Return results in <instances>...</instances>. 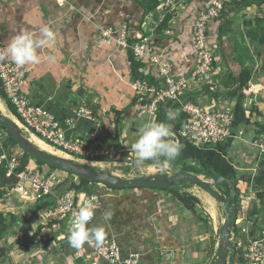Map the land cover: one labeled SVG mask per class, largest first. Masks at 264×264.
<instances>
[{
  "label": "crops",
  "instance_id": "crops-1",
  "mask_svg": "<svg viewBox=\"0 0 264 264\" xmlns=\"http://www.w3.org/2000/svg\"><path fill=\"white\" fill-rule=\"evenodd\" d=\"M149 1L0 2L2 37L6 46L21 30L36 36L40 35L39 30L43 26L54 31L55 39L40 53V63L26 65L29 71L24 90L33 104L55 114L65 127L68 138L94 134L104 142L127 147L137 139L145 121L153 120L145 107L146 96H141L133 88L135 79L129 50L115 43L100 46L103 29L129 24L131 36L147 38L152 46L163 51L173 64L175 76L190 75L198 62L192 45V22L195 19L192 5L204 2L208 5L211 0H159V5L143 17V4ZM167 15L170 16L167 26L158 31ZM256 17H264V4L253 3L227 16L231 20V29L222 41H217L219 45L213 50L216 56L213 74L207 82L193 85L192 90L182 97L184 101L205 109L217 106L230 108L236 116L239 130L244 131L243 135L236 134L225 143L210 147L198 148L182 142L179 156L168 167L199 168L204 162L214 173L230 180L238 179V187L245 199L237 222L236 238L239 241L235 243L242 248L246 246L247 238L258 241L263 246L261 254L264 260V199H258L255 185L248 183L251 174L264 160V154H260L254 145L255 136L264 125L263 56L256 53L257 43L252 34L255 24L251 23ZM213 31L216 33L215 29L211 30V35ZM149 63L146 62L144 68L151 67L152 72L156 71L149 67ZM241 64L252 71L249 88L230 98L231 91L237 86L233 78L241 70ZM84 100L92 108L96 121L77 116ZM0 104L11 110L2 89ZM141 112L145 114L143 118ZM172 114V120L176 119V114ZM71 119L74 120L72 124L69 123ZM169 125L172 128L173 122ZM124 161V155L119 154L114 160L90 162L111 170ZM37 166L30 163L28 169L35 171ZM68 177L63 176L66 180ZM183 191L200 199L197 213L174 200L167 191L123 189L105 192L100 188V192L106 195L102 197L100 206L92 208L95 211L90 224L103 230V240L115 239L123 256L140 252L144 264H202L208 252L205 239L213 228L217 199L199 188L186 187ZM1 201L0 211L6 215L24 214L25 217L0 240V247H10L8 254L0 257V264H63L76 251L71 247L66 251L59 250L52 244L64 232V220L56 215L49 216L43 212L34 215L26 211V206L34 202L18 200L21 204L13 205L12 201ZM253 204L262 210L261 216L248 215ZM107 212L112 213L110 220L104 218ZM244 227L250 230L248 237L241 232ZM33 236H38L43 242L39 247L24 244L25 239ZM239 254L244 260L243 250Z\"/></svg>",
  "mask_w": 264,
  "mask_h": 264
},
{
  "label": "built area",
  "instance_id": "built-area-1",
  "mask_svg": "<svg viewBox=\"0 0 264 264\" xmlns=\"http://www.w3.org/2000/svg\"><path fill=\"white\" fill-rule=\"evenodd\" d=\"M7 0H0L5 2ZM225 1L215 0L208 4L199 15L198 21L193 26L192 45L199 62L192 69L190 75L175 77L173 75V64L166 59L163 54L155 51L149 40L139 37L137 41L131 43V31L127 24L120 27H109L103 29L100 36V46L102 44L115 43L123 49H130L133 56L138 61L148 60L155 68L160 77V87L149 102L146 110L148 114L156 120L160 108L168 101L177 102L181 110L187 114L186 123L177 132H173V139L177 143L187 142L194 147H210L225 143L230 138L243 135V130L233 131L234 113L230 108L217 106L209 109L197 105L190 101H184L182 97L192 90L196 83H204L214 72L215 54L207 46V26L208 22L220 15ZM7 46L2 37V21L0 16V51ZM27 66L18 67L11 59L0 61V86L6 100L15 108L21 126L35 134L44 142L58 148L68 154L83 157L90 161L114 160L119 154H123L126 161H132L135 154L130 150V146L117 147L116 145L104 142L93 134H86L76 138H68L66 129L53 112L47 108L35 105L26 94L24 87L27 83ZM133 88L145 97L149 94V86L145 80L135 79ZM78 117L89 118L96 121L92 108L84 100L78 110ZM73 119L69 120L72 124ZM6 130L0 125V148H3ZM254 145L260 154H264V134L259 135L254 140ZM6 152L0 153V160H7ZM16 161L8 160L10 172L16 167ZM58 169L52 172L32 171L26 168L18 173V181L10 190V195L23 203L36 202L45 197L54 198V205L46 209L43 213L52 216L56 215L60 220H64L63 234L52 244L57 249H61L62 243L69 235L72 220L76 213L86 206L95 208L100 206L102 197L106 194L96 190L98 187L105 192L112 191L108 186L92 182L88 188H93V192L86 189L77 191L75 189L61 190L65 179L56 174ZM10 174V173H9ZM42 213V212H41ZM250 226V225H249ZM249 229L244 227L241 232L249 236ZM237 233L230 231L231 243L237 241ZM242 245V241L241 244ZM246 246L243 247V254L247 264H264L262 258L263 246L258 241L246 239ZM85 248L76 250L67 257L63 264H144L142 254L134 251L123 256L115 239H105L99 245L93 240L92 244L85 245ZM233 246V245H232Z\"/></svg>",
  "mask_w": 264,
  "mask_h": 264
},
{
  "label": "trees",
  "instance_id": "trees-1",
  "mask_svg": "<svg viewBox=\"0 0 264 264\" xmlns=\"http://www.w3.org/2000/svg\"><path fill=\"white\" fill-rule=\"evenodd\" d=\"M213 1H215V0H211L210 3H212ZM206 3L207 2H204L203 4L197 3L195 5L194 4L192 5V8L193 7L195 8V10H194L195 11V19L192 22L193 26L198 21L200 12L204 8H206V6H207ZM253 3H258L259 5L264 4V0H231V1H225L224 2L223 9H222L220 15L216 18L211 19L208 22L207 46L209 49H211L212 51L215 50L219 45V43H217V41H222V39H224V37L229 33V31L231 29V20L229 18H227V16L231 12H233L237 9H240L242 7L250 6ZM158 5H159V0H150L149 2H146V3L144 2V4H143V7H144L143 8L144 9L143 17L145 15H147L151 10L156 8ZM169 18H170L169 15H167L164 18V20L158 26V31L161 30V28H164L167 26ZM141 23L138 24V27L141 26ZM251 23L255 24V26L253 27L252 34H253V37H255V41L257 43L256 53L258 56H263L262 59H263V68H264V17H256L254 20L251 21ZM128 26H129V24H128ZM193 26H192V29H193ZM211 26H213L214 29L216 30V33L213 31L212 35L210 32H211V30H214V29H211ZM192 40H193V35H192ZM135 41H137V37L131 36L130 42L133 43ZM128 50H129V55H130L132 73L134 74V79L145 80L149 86V89H150L149 94L145 97V99H146L145 107H147L149 102L151 101V99L155 95V92L160 87V77L158 76L156 71H154V72L151 71L152 70L150 67V66H152L151 63H149L150 68L145 69L146 68L145 64H146V62H148V60L137 61L134 58L132 51L130 49H128ZM155 51L163 54V56L165 57V54L163 53V51H160L156 48H155ZM197 58H198V56H197ZM166 59H168V58H166ZM198 62H199V58H198ZM197 63H196V65H197ZM215 65H216V56H215V61H214V67H215ZM173 75L175 76L174 68H173ZM175 77H178V76H175ZM251 77H252L251 69L249 67H244L241 64V70L233 78L235 80V82L237 83V86L231 91L230 98H232V97L235 98L239 94L244 93V91L249 88V81H250ZM10 107H11L12 113L15 116H17V112H16L15 108L11 104H10ZM169 111H171V113L174 112L176 114V119H174V120L168 119L167 113ZM155 121L164 122L166 124H169L172 121L173 122L172 130L177 132L186 123L187 114H185L180 109V105L177 102L168 101L167 103H165L160 108ZM0 125L2 128L5 129L4 125L1 122H0ZM232 129L234 132H237L239 130V126L237 123L236 116H235L234 121H233V128ZM261 134H264V125H262L261 130H259V132L255 136V138ZM3 143H5V146H7V149H8V155H7L8 159L0 162V199H2L4 197V195L6 194V192L8 191L7 193H8L9 198L7 199V201H12L13 205H20L21 203L17 199H15L13 196L10 195V190L16 185V183L18 181V173H20L26 169V166L28 165V162L31 159H34L38 165H46V164L39 161L38 159L34 158L33 156L28 155L23 150L24 151V155H23L24 162L19 163V165L17 167L13 168L10 172V165L8 162L9 158H11L10 149L14 146H17L18 144L8 135L7 132H6V136L4 137ZM185 143H187V142H185ZM78 158L83 159V157H79V156H78ZM48 166L53 170H57L54 166H51V165H48ZM200 166L201 167H199V168H197V167L191 168V166H186L182 170H183V172H193L196 174H204V175L210 176V177L223 176L222 174L214 173L211 169L208 168V165L205 164L204 162H201ZM68 175L70 176V178H68L64 182V184L61 186V190H67V189L72 188V189H75L77 191H81V190L86 189L88 192H93V191H95V190H93V188H96V190H98L100 192V188H98V187L88 188V184L90 183L89 180H87L85 178H79V177L72 175L70 173H68ZM232 181L236 185V204L235 205H237V206L234 209L236 211V218H237L238 214H239V207H240L239 205L241 203L240 202L241 201V198H240L241 191L238 187V179H233ZM248 182L253 183L255 185L256 195H257L258 199H261L263 201V199H264V160H262L259 163V167H258L257 171L253 175L251 174ZM222 184L224 186H226L228 189L227 194H225V196H221V199L223 201H225L226 198L229 197L230 189L225 183H222ZM187 185H192V184H185V185L177 184L174 187H171L169 189H154V188H143V187L127 188V189L128 190L138 189V190L167 191V192L171 193L174 200H177L178 202L182 203L186 208H188L192 212L197 213L196 207H197V204L200 203V199L198 197L194 196L192 193L183 191V188H185ZM109 188L112 190H115V191L123 190V189H117V188H113V187H109ZM54 203H55L54 198L45 197V198L37 200L32 205L26 206V211H30V212H32V214L37 215L40 212H43L46 209L53 207ZM261 211L262 210L260 208L259 209L257 208L256 204H253L252 209H249V211H248V215L250 217H252L254 215L261 216V213H260ZM24 217H25L24 214L15 215L13 213H9L8 215H6L4 212L0 211V240L5 238L10 233L12 228H16V225H18L19 222L21 221V219ZM41 228L42 227H40V229ZM12 231L14 233L16 230L14 229ZM234 231L236 233L238 232L237 224H235V226H234ZM232 245H233L232 250L229 251V253H230L229 259L227 260V262L225 264H247L245 259L241 260L240 254H239V252H241V250H243V247L238 248L236 246L237 245L236 243H234V244L232 243ZM69 247H70L69 245L64 246V242L61 245V249L63 251H66ZM9 248L10 247L8 245H4V246L0 247V257L6 256L9 252Z\"/></svg>",
  "mask_w": 264,
  "mask_h": 264
},
{
  "label": "water",
  "instance_id": "water-1",
  "mask_svg": "<svg viewBox=\"0 0 264 264\" xmlns=\"http://www.w3.org/2000/svg\"><path fill=\"white\" fill-rule=\"evenodd\" d=\"M1 90V86H0ZM0 122L4 125L8 135L30 156L38 159L46 165L54 166L56 169L75 175L79 178H85L89 181L100 183L109 187L117 189L127 188H154V189H169L176 184H192L199 186L203 190L209 192L216 199L221 196L214 186L225 183L229 189V197L226 198L223 210L226 214L225 222L221 228V235L219 238V253L217 264H225L228 260L229 251L232 250V243L230 239V231L234 228L236 223V211L232 208L236 204V185L234 182L225 176H213L214 181L209 182L199 175L180 171L172 176L168 174H153L148 176H139L134 178H123L113 173L100 170L96 166L77 161L69 156H62L53 152L42 150L33 145L29 138H26L19 124L16 120L4 113L0 109ZM24 244L33 247H39L41 244L38 236L25 239ZM64 246H68V241L64 242Z\"/></svg>",
  "mask_w": 264,
  "mask_h": 264
},
{
  "label": "clouds",
  "instance_id": "clouds-1",
  "mask_svg": "<svg viewBox=\"0 0 264 264\" xmlns=\"http://www.w3.org/2000/svg\"><path fill=\"white\" fill-rule=\"evenodd\" d=\"M39 31L40 35L36 36L30 31L21 30L7 48L0 51V61L10 58L18 67L40 63V53L55 39V33L48 26L41 27ZM140 115L143 118L145 114L141 112ZM167 116L169 120L174 118L171 111ZM130 150L135 154L136 164L153 161L161 165V171H165L169 163L179 156L182 145L174 141L169 124L148 119L139 129L138 137L131 143ZM94 211L91 206H86L75 214L67 240L71 248L79 250L85 245L90 246L93 240L97 245L103 240V230L90 224ZM111 216V212L104 214L106 220H110Z\"/></svg>",
  "mask_w": 264,
  "mask_h": 264
},
{
  "label": "rangeland",
  "instance_id": "rangeland-1",
  "mask_svg": "<svg viewBox=\"0 0 264 264\" xmlns=\"http://www.w3.org/2000/svg\"><path fill=\"white\" fill-rule=\"evenodd\" d=\"M3 112L8 114V115H10V116H12V117L14 116L12 111L6 106H5V110H3ZM19 127L21 128L23 135L26 138L31 139V134L32 133L27 131V130H25L21 126V124H19ZM46 144H47V146L49 145L50 147L58 150L59 155L66 156L65 155L66 152H64V151H62V150H60L58 148H55L54 146H51L48 143H46ZM33 145L35 147H37V148H40L38 145H36L34 143H33ZM40 149H42V148H40ZM1 150L6 152V154L8 155V149H7V146H5V143H3V148ZM1 150H0V153L2 152ZM42 150H44V149H42ZM10 152H11V158H9V161L13 160V158H15L16 161H11V162L17 163L16 167L19 165V163L24 162V158H23L24 151L19 145L12 147L10 149ZM68 155H70L69 157H71V158H73V159H75L77 161H81V162L87 163V164H92L90 162V160H87L85 158H83V159L82 158H78V156H75V155H72V154H68ZM31 160H33V161H31ZM31 160H29L28 165L26 166V168L29 167L30 163L32 164V166L37 164L34 159H31ZM0 162H1V160H0ZM151 165H153L152 168H151ZM94 166H96V168H98L100 170L107 171L109 173H113V174L118 175V176L123 177V178H134V177L148 176V175H153V174H168L169 176H172V175L180 172V169H184L183 167L182 168H177V167H171L170 168V167H168L165 171H161V165L158 164V163H154L153 161H146L142 165H138V164H136L134 162V159H133V162L125 160L124 162H122L121 166L113 168L111 170H108L105 167L100 166V165H94ZM48 168L49 167H47L46 165H45V167L43 165H38L37 167H35V171L39 170V171L42 172L43 171L42 169H45V171H43V172H50V170H53V169H48ZM57 172L62 177L66 176V178H67V176H69L67 172H64L62 170H59ZM192 174L199 175L200 177H202V179H204L206 181H209V182H213L215 180L214 177L206 176L204 174H196V173H192ZM68 178H70V176ZM65 181H66V179H65ZM178 184H180V183H178ZM186 187L199 188L200 190L202 189V188H200L199 186H196V185H187ZM214 189L216 190V192H218L220 194V196H225V194H227V192H228L227 187L224 186L223 184H219V185L214 186ZM240 191H241V189H240ZM7 192L4 195V197L1 199L2 200L1 202H3V203L4 202H9V201H7V199L9 198ZM241 194H242V191H241ZM240 198H241V201H240L241 203L239 205L240 206L239 207V214H238V217L236 218V223L235 224H238L237 222H238V219H239V215L243 211L242 210V208H243L242 207L243 206L242 202L244 201L245 198H243L242 195H240ZM224 202L225 201H223L221 198L217 199V211L215 212V214H213V220L211 219L213 221V225H212L213 228H212V231H209V234L207 235V238L205 239V244L207 243L208 252H207L202 264H217V262H218L219 238H220V235H221V228L223 226V223L225 222V216H226V214H225V212L223 210ZM236 206L237 205H234V206H232V208L234 209ZM29 220L30 219H28L27 221H29ZM214 226H215V229H214ZM232 230H234V228ZM62 234L60 236H62ZM10 240H13V239H10ZM41 243H43V242L41 241ZM229 255H230V253H229ZM200 258H202V257H200ZM228 259H229V256H228Z\"/></svg>",
  "mask_w": 264,
  "mask_h": 264
},
{
  "label": "bare ground",
  "instance_id": "bare-ground-1",
  "mask_svg": "<svg viewBox=\"0 0 264 264\" xmlns=\"http://www.w3.org/2000/svg\"><path fill=\"white\" fill-rule=\"evenodd\" d=\"M0 108L2 109V111L5 110V107H4L2 104H0ZM13 118L16 120V122H17L18 124H21L20 121H19L15 116H13ZM30 141H31L32 143L38 145L40 148H42V149L48 151V152H53V153L59 154V153H58V150H56V149L50 147L49 145L47 146V144H46L42 139H40L39 137H37L35 134H31V139H30ZM61 154H62V153H61ZM65 155H66V156H70V155H68V153H66ZM72 157H73V156H72Z\"/></svg>",
  "mask_w": 264,
  "mask_h": 264
}]
</instances>
